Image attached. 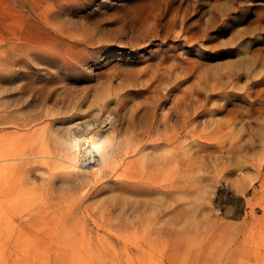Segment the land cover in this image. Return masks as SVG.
<instances>
[{"label":"rangeland","instance_id":"1","mask_svg":"<svg viewBox=\"0 0 264 264\" xmlns=\"http://www.w3.org/2000/svg\"><path fill=\"white\" fill-rule=\"evenodd\" d=\"M17 1L0 264H264V0Z\"/></svg>","mask_w":264,"mask_h":264},{"label":"bare ground","instance_id":"2","mask_svg":"<svg viewBox=\"0 0 264 264\" xmlns=\"http://www.w3.org/2000/svg\"><path fill=\"white\" fill-rule=\"evenodd\" d=\"M90 143H91V140L87 139V137H84L82 139V141L80 142L79 148L77 149V151H75V153L77 152L80 155V158L78 160L77 158L73 160L72 165L74 167L79 168V169H82L83 167H89V166L91 167V163L94 162L95 156H94L93 150L91 149ZM133 213H135V211ZM41 240L55 242L54 238H51L50 240L46 238H41Z\"/></svg>","mask_w":264,"mask_h":264},{"label":"crops","instance_id":"3","mask_svg":"<svg viewBox=\"0 0 264 264\" xmlns=\"http://www.w3.org/2000/svg\"><path fill=\"white\" fill-rule=\"evenodd\" d=\"M17 2V0H0V7L18 6ZM0 32L4 33L3 29H0Z\"/></svg>","mask_w":264,"mask_h":264}]
</instances>
